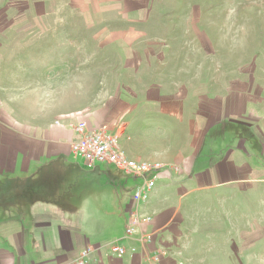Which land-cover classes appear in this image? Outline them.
<instances>
[{
    "label": "rangeland",
    "instance_id": "obj_1",
    "mask_svg": "<svg viewBox=\"0 0 264 264\" xmlns=\"http://www.w3.org/2000/svg\"><path fill=\"white\" fill-rule=\"evenodd\" d=\"M178 93L186 98L185 134L208 131L205 150L217 152L203 158V168L219 158L234 161L236 170L232 179L194 184L183 212L191 237L169 263L264 264V0H0V143L44 138L63 125L75 132L74 119L95 127L112 118L124 133L142 102ZM218 99L233 104L222 113L226 120L201 121L216 114L195 105ZM217 124L228 133H217ZM127 141L120 139L126 152ZM63 161L37 170L48 178L45 187H67L71 169L82 181L94 172L82 160ZM100 168L109 178L98 177L100 186L84 199L122 196L105 220L108 227L118 222L124 234L109 243L111 251L112 242L124 241L139 181L113 166ZM95 209L92 220H104Z\"/></svg>",
    "mask_w": 264,
    "mask_h": 264
},
{
    "label": "crops",
    "instance_id": "obj_2",
    "mask_svg": "<svg viewBox=\"0 0 264 264\" xmlns=\"http://www.w3.org/2000/svg\"><path fill=\"white\" fill-rule=\"evenodd\" d=\"M154 98L140 104L145 107L135 111L134 126L126 127L124 133L120 128L122 124H117L112 118L100 120L95 125L96 128H112L110 125L116 123L113 126L115 131H110L119 135L120 139L128 138V152L123 150L130 158L182 167L179 173L170 169L161 171L149 202L142 207V213L150 220L143 225V231L151 237V242L142 246L137 237L131 241L124 238L122 245L127 248L134 246L137 252L122 258L108 249L111 241L124 235L117 228L118 222L115 224L109 219L112 227H108L105 221L108 220V213L114 217L118 211L116 204L124 202L122 196H100L99 200L92 201L84 199L88 192L94 191L95 186H100L95 182L98 177L109 178L102 168L93 170L89 178H86V174L82 175L84 181L81 180V174L72 173L71 169L67 172L66 181L64 179L67 187L56 189L51 186L52 183L45 187L48 178L39 176L37 170L43 166L58 165L60 159L64 160L62 165L66 164V160L77 161L71 153V145L78 137L73 130L63 125L49 130L44 138H26L21 144L5 140L0 143V264H79L82 253L89 247L94 251L84 264H151L148 255L156 257L160 253L164 255L159 261L171 264L170 253L185 247L188 244L186 237H191L183 212L188 210L192 201L190 198L194 184L202 180L232 179L236 169L234 161L225 159L221 162L219 158H213L212 167L203 168L206 165L203 158L209 154L216 156L217 152L208 153L205 150L204 133L208 131L196 128L195 135L185 134V95L178 93L171 98ZM165 99L170 102H160ZM157 103L162 106L158 108ZM224 103L223 99H218L216 103L195 105L197 111L203 110L205 105L207 111L216 114L200 115L198 118L202 121L216 117L219 122L223 121V114L233 109V104L227 106ZM74 120L77 123L79 119ZM214 130L222 136L229 131L226 125L221 127L220 124ZM17 171L24 174L17 178ZM7 180H11V183L7 184ZM14 183L22 188L13 187ZM24 190L28 193H24ZM92 207H96L94 212L104 220H92ZM119 220L121 225H125L123 217Z\"/></svg>",
    "mask_w": 264,
    "mask_h": 264
},
{
    "label": "built area",
    "instance_id": "obj_3",
    "mask_svg": "<svg viewBox=\"0 0 264 264\" xmlns=\"http://www.w3.org/2000/svg\"><path fill=\"white\" fill-rule=\"evenodd\" d=\"M73 129L78 140L72 143L71 153L76 160H82L90 170H97L103 165L113 166L126 176L139 181L131 198L133 206L125 228V239L132 240L137 236L139 244L142 246L149 244L151 237L143 231V225L150 220L142 213V207L149 202L157 186L158 175L164 168L160 164L130 158L121 147L120 136L113 134L107 126L92 129L85 122L78 121L73 125ZM110 246L111 253L120 258L137 252L136 247L127 248L117 241L112 242ZM93 251L91 247L86 249L79 264H84L85 259ZM160 257L162 254H157L154 257L155 261L159 262Z\"/></svg>",
    "mask_w": 264,
    "mask_h": 264
}]
</instances>
